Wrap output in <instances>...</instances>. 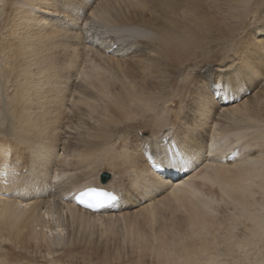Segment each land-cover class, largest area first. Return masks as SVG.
<instances>
[{"label":"bare ground","instance_id":"obj_1","mask_svg":"<svg viewBox=\"0 0 264 264\" xmlns=\"http://www.w3.org/2000/svg\"><path fill=\"white\" fill-rule=\"evenodd\" d=\"M146 1L6 0L3 10L9 9L8 15L0 19V79L9 78L4 88H8L13 122L4 129L11 137L0 135V244L4 249L0 264H17L22 258L26 262L21 264L63 260L81 264L90 252L100 264L129 260L135 264H217L216 253H208L216 249V241L203 237L220 224L211 214L216 194L232 201L233 218L246 228L237 247L264 242V218L251 210L257 203L263 206L264 199L257 203L250 199L253 188L264 195V139L259 138L264 137V87L254 96L243 97L258 88V76L264 74V0H235L227 6V17L240 18L247 31L241 39L232 37L228 54L224 51L208 65L205 62L197 71L187 72L189 80L182 87L188 98L179 99V106L170 111V121L164 119L169 117L163 109L171 98L154 95L159 89L157 78L166 69L180 72L187 67L196 47L195 34L197 38L204 34L205 20L198 13L203 3L150 0L148 5ZM222 3L227 4L208 0L204 10L224 24L228 22L225 13H214ZM250 3L257 5L254 11L248 8ZM115 8L118 11L112 12ZM249 12L252 17L256 13L252 22ZM90 17L146 33L145 38L128 35L132 43L110 34L107 37H113L112 41L102 49L98 47L102 43H97L95 48L100 60L113 68L140 69L141 80L112 81L95 64L80 66L88 37L78 21ZM54 22H62L63 30ZM258 32L261 39L255 37ZM95 33L91 31L88 41H101V34L95 37ZM75 91L77 96L72 95ZM216 92L220 101L214 98ZM216 114L232 117L235 126L220 131L215 126L220 119L211 125ZM137 119L142 129L131 135L125 126ZM119 132L122 143L116 150L112 141ZM231 132L235 138L227 136V145L222 147L220 138ZM60 150L73 156L63 169L54 163ZM148 155L161 166L171 161L180 176L172 179L154 172ZM198 167L186 176L187 169ZM24 168L25 172L20 171ZM107 169L111 179L99 181L100 172ZM54 171L57 178L52 180ZM89 185L113 189L119 199L98 211L76 206L75 192ZM136 202L140 207L131 211ZM51 212L60 222L65 213L62 226L69 232L66 247L55 259L58 249L51 245L64 240V227L52 222ZM222 229L223 240L234 236L233 228ZM119 234L127 246V261ZM111 240L116 244L112 249Z\"/></svg>","mask_w":264,"mask_h":264},{"label":"rangeland","instance_id":"obj_2","mask_svg":"<svg viewBox=\"0 0 264 264\" xmlns=\"http://www.w3.org/2000/svg\"><path fill=\"white\" fill-rule=\"evenodd\" d=\"M160 1H163V0H160ZM169 1L173 2L175 0H169ZM177 1H181V0H177ZM197 1L203 3V6L199 8L201 12L199 11L198 13H199V15L202 14L205 22L202 25L204 34H200L199 38H197L198 36L196 34H195L196 38L193 36L194 40L196 41V44H194V46H196V47L193 48L195 50L193 56L190 57V60L188 62L187 67L185 69H183L182 71H180V72H176V71L168 72V69H166L167 72H163L164 74H162V77H160V79L161 78L162 79L160 80L159 78H157L158 82H156V83L159 85V89H157L155 91L154 95H157V98H159V99H161V98H171L170 102L164 103V104H167V105H164L161 102V100H159L160 102L158 103L159 107L161 109H162V107L164 105L163 111H165V113L169 117L168 119H166L164 117L165 120H169L170 121V119H171V112L170 111L176 109L179 106V102H178L179 99L182 100V99L188 98L187 96H185V91H184V88L182 87V84L188 82L189 74L195 72V70L197 71V68H198L197 66L198 65H202L205 62H207V65H208L209 63H211L212 60L214 61L215 58H216V55H218L220 53H223L224 51L227 52V54H228L227 50L229 49L230 40H232V37L234 36V39L235 38L241 39V37H243L244 34L247 31L245 28L242 29V25H241L242 23L240 21L241 20L240 18L234 19L233 17L231 18V16L227 17V13H228L227 11H229V9H230L229 7L232 6L233 3H235V0H225L226 3L228 1L229 2L227 4H224V5L222 3L221 6L218 7L219 8L218 12L217 13L214 12L215 15H217V14L219 15V14L225 13L224 18H226V19L228 18L227 20H228L229 23L226 22L224 24H221L222 21L218 20L214 15H210L209 16L210 13L205 11V10H207L206 5L208 3V0H193V1L189 0V2L190 3L192 2V4L198 3ZM203 1H205V2H203ZM5 2H6V0H0V19L2 17H4L5 13L8 15L9 9H7L5 12L3 10ZM145 3L149 5L150 4V0H147ZM205 3H206V5H205ZM230 3L232 5H230ZM251 4L252 3L249 4L248 8H250V11L251 10L254 11V9H255V7L257 5H254L255 6L254 7V6H250ZM227 6H229V7H227ZM7 8H8V6H7ZM116 11H118V8L112 9V12H116ZM144 11L145 12H149V9H144ZM88 13H89V11H88ZM255 15H256V13L253 14V17H252V14L250 15L251 18H252L251 22L254 21ZM245 16H246L245 14L242 15V18H244ZM247 16H249V14H247ZM212 17L214 19L212 21H210V19ZM245 18H244V21L247 22L248 19H247V17H245ZM87 20L84 19L82 21L81 20L78 21V23H80V25L82 27L83 33L89 39V38H91V31H95L96 32L95 33V35H96L95 37H97L98 34L100 33L102 38H100L101 41H99V40H97V41L89 40L88 41V39H87L86 44L84 45V48L82 49V60H81V65L80 66L83 67L84 65H94L95 64V65L99 66L101 71L106 76H108L109 80H112V81H118V80H121V79H123L125 81V79H127L126 82L128 81V83L129 82L132 83L133 81L141 80L142 77H141V73L139 71L140 69H137V68L129 69V67L127 65H120L119 67L113 68V67L105 64L102 60H100V57L95 52L96 51L95 48H96V44L97 43H102L101 45L98 46V47H100L102 49L105 44H108L110 41H112L113 37H112L111 40L109 39V37H107L110 34L113 36V34L115 33V36L116 35L120 36L122 38H125L127 41H129L130 39L128 38V35L137 36V38L139 36L145 38L146 33L142 32V31H137V30L123 28V27L118 28V27L114 26L113 24L106 25L103 22H99L96 18H93V17H90ZM231 20H233L234 23ZM244 21H242V22H244ZM52 23H53V21H52ZM54 24H55V26L57 28L63 30L64 25H63L62 22H60L59 24L58 23L56 24L54 22ZM201 24H202V22H201ZM4 25H5V23H4ZM111 25H113V26H111ZM1 31H4V28ZM232 32L236 33L237 35L236 34H232ZM61 33H63V32H61ZM138 33H139V35H136ZM259 33L260 32H258V35L255 36L256 39L257 38H260V39L262 38V33L261 34H259ZM92 35H94V34H92ZM104 36H106V37H104ZM259 36H261V37H259ZM197 39H198V41H197ZM262 39H264V38H262ZM103 40H105V41H103ZM120 40H122V39H120ZM130 43H132V42H130ZM134 43H137V41L135 40ZM114 45H116V44H114ZM229 55L231 56L233 54L231 52H229ZM169 67H171V65ZM87 70H89V69H87ZM187 72H189V74ZM202 72H204V70ZM82 77L86 78L85 76H82ZM77 78L76 79L74 78L75 81H77ZM258 78H259L258 80H260V83H258V85H257L258 88H254V90L252 92H246L245 94H243L244 98L248 97V96H252V95L254 96V95L257 94V91H261L262 90V87H264V74L261 77L258 76ZM80 79L81 78H79V80ZM5 80H7L9 82V78H7V79L6 78H1L0 79V87H2V88H0V135L11 137L10 136L11 134L8 135L9 133H7V131L4 130L5 128H9L12 125V122H13V116L11 115V109L9 108V105H8V96H7L8 88H6V89L4 88L7 85V83H6L7 81H5ZM79 83H81V82L79 81ZM80 86H78V87L80 88ZM82 86H83V84H82ZM72 95L77 96V92L76 91L73 92ZM71 98L72 97H70V99ZM214 98H215V96H214ZM244 98L241 97L240 100H238V101L241 102ZM218 99H219V97H218ZM238 101H235V102H238ZM235 102H232L231 104H233V103L235 104ZM67 103H68L69 106H71V102L70 101H68ZM227 105L228 104H226V106ZM157 109H158V106H157ZM217 118L220 119V120L215 121V119H217ZM169 121H167V122H169ZM214 121L216 122L215 126H216L217 129L224 128V127L231 128V127L235 126V122H234L235 120L232 119V117L225 118L223 116H220V118H219L218 115L216 114L215 117H214V120L212 119V121H211V123H212L211 125H213L215 123ZM168 127H170V126H168ZM139 128L142 129V125L140 123H138V119L136 120L135 123H133V124L128 123L125 126V129H127L128 133L130 131L131 135L135 134L136 130L139 129ZM125 129H123V130H125ZM219 130H216V131L218 132ZM262 131H264V129ZM122 132H124V131H122ZM261 132H259V133H261ZM142 134L149 135V133H146V132H142ZM66 135H68V133ZM122 135H123L122 133H120V135L117 133V137L112 141L114 143L112 145H115L114 148H116V150H119V148L121 146ZM72 136H73V134L71 133V135L70 134L68 135V138L71 139ZM227 136L230 139L231 138L233 139V138H235L234 137L235 133L228 134V135L227 134L222 135V137L220 138V143H221L220 145H223L222 147L227 145V142H226ZM68 138H66V139H68ZM259 138L260 139H262V138L264 139V137H261V136H259ZM204 139H206V137ZM241 140L243 141V139H241ZM256 148L258 149V147H256ZM223 149H225V148H223ZM207 150H209V148ZM58 152H59V154H58ZM58 152L56 154V158L57 159L54 161L55 167H57L58 169H63L65 167H68L69 166L68 163L73 159L72 152H63L62 150H60ZM211 155H213V154L210 153L209 157H211ZM28 165H29V163H27V168H28ZM192 168L189 169V173L188 174L186 173V176H191V174H193L194 172H196L199 169V167L194 169V170H192ZM25 170H26V168L21 169L20 171L25 172ZM104 171L105 172L107 171V172L110 173V171H108V169L104 170ZM104 171L100 172L99 177H98L99 181H100V176H101L102 172H104ZM49 172H50V170H49ZM54 172H55V174H53V176L51 178L52 180H55L57 178V176H56L57 173H56V171H54ZM16 173H18V172H16ZM27 176H28V172L25 175V177H27ZM25 177H22V178H25ZM109 179H111V174H110V177L108 178V180ZM124 182H126V180ZM253 189H254V191L252 193L253 195H252V198L250 197V199H252L253 201H256V203L259 202V201L262 202V199H264V195L262 194V192L260 190H258L257 188H253ZM255 189H256V191H255ZM11 190H14V187H11ZM214 199H215L216 202H214V206H212V209H211L212 213L211 214L214 217V220L217 221L220 224L217 225L215 228L209 229L208 232H204L203 233L205 235V236L203 235L204 239H208L209 241H213V240L216 241V244L213 245V248L215 247L216 249H213V250L211 249L210 250L211 252L208 251V253H210V254L213 253V254H211L213 256H215V253H216L217 257H215V260H217L216 261L217 264L218 263L219 264H264V242L262 244L253 245V247H251V246L248 247L247 246L245 248H238L237 247V245H238L237 243L243 237L244 233L246 235V230H245L246 228L244 227L243 224H241V222H239V219L235 220L233 218V216H232L233 203H232L231 200H228L227 198L220 199V194H218V195L216 194V196H214ZM140 204H144V200H142L140 202ZM140 204L136 202L135 206L132 207L131 211L137 210L140 207ZM257 205L258 206L251 207V210L254 211V212L253 211L252 212L253 213H258L259 216L264 218V203H263V206H261L258 203H257ZM118 211H120V210H118ZM118 211H116L115 213H117ZM223 213L224 214L226 213V214L224 215ZM56 216H57V214H55L53 212L52 213V222L53 223H55V224L59 223V224H61V226H62V224H66L65 213H64V216H63L65 219H63L62 222H60L62 219H58V217H56ZM226 219H227V222H225ZM240 220L245 222L243 217ZM62 227H64V230H63L64 240L62 242H60L59 244H57V245L56 244L55 245H51V247H53L54 249L55 248L58 249V250H56V252L53 255V256H55L54 259L57 258L58 255L62 254V251H63L62 248L66 247V242L68 240L67 237L69 235V232L67 230V227H66V225H64ZM223 227H230L231 229L232 228L234 229L233 230V233H234L233 235L234 236L231 239H224V240L222 239L223 236H224V229H222ZM214 229L218 230V231L216 232ZM121 230H122V227H119L118 228V232H120ZM209 234H211V236ZM120 235L121 234L117 235L118 240L120 238ZM212 236L213 237L215 236L216 239H214L215 237L212 238ZM69 237L70 238L72 237L71 234H70ZM207 237H211V238H207ZM102 240H104V239L102 238ZM218 240L222 241V243L220 242L217 245V241ZM229 240H232V241H229ZM119 243H120V247L123 246V252H124V256H125L124 259L127 261L128 257H126V256H127L128 251H127L126 243H125V241L121 242V240H119ZM223 243H224V245H223ZM229 243H230V245H229ZM231 243H233V244H231ZM109 244H110V249H112L114 246H116L115 242L112 241V240L109 241ZM225 244H227V245H225ZM228 245L230 247H226ZM10 246L15 251L17 250V248L15 249V247H13L12 245H10ZM217 247H218V249H217ZM227 249H229L228 252H227ZM3 250L4 249L1 248V244H0V251H3ZM224 251H226V253H224ZM90 253H91L90 257L85 258L84 260L81 259L82 260V262L80 261L81 264H100L99 261L95 260L92 252H90ZM51 256H52V254L50 255V257ZM22 261L26 262V259L22 258ZM22 261H20L17 264H21ZM55 263L56 264H72L68 260L58 261V262H55ZM13 264H16V262H13ZM106 264H108V263H106ZM112 264H121V263L119 261H117V262H113ZM126 264H135V263L132 260H129L128 262H126Z\"/></svg>","mask_w":264,"mask_h":264},{"label":"water","instance_id":"obj_3","mask_svg":"<svg viewBox=\"0 0 264 264\" xmlns=\"http://www.w3.org/2000/svg\"><path fill=\"white\" fill-rule=\"evenodd\" d=\"M103 176H108V174H107V173H105Z\"/></svg>","mask_w":264,"mask_h":264}]
</instances>
